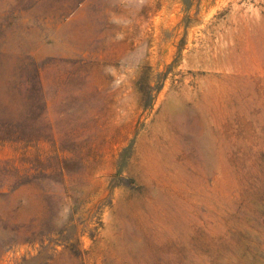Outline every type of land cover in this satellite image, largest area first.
Returning <instances> with one entry per match:
<instances>
[{"label": "rangeland", "instance_id": "374dc122", "mask_svg": "<svg viewBox=\"0 0 264 264\" xmlns=\"http://www.w3.org/2000/svg\"><path fill=\"white\" fill-rule=\"evenodd\" d=\"M0 264H264V0H0Z\"/></svg>", "mask_w": 264, "mask_h": 264}]
</instances>
